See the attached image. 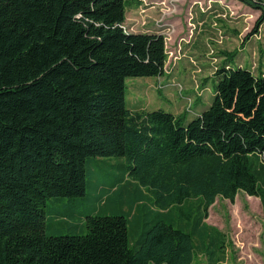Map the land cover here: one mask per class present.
<instances>
[{
	"label": "trees",
	"instance_id": "16d2710c",
	"mask_svg": "<svg viewBox=\"0 0 264 264\" xmlns=\"http://www.w3.org/2000/svg\"><path fill=\"white\" fill-rule=\"evenodd\" d=\"M135 4L0 0V264H191L197 247L213 261L225 236L208 209L239 191L261 202L264 242V69L224 62L191 119L128 108L125 79L162 76L167 59L162 35L125 32ZM95 156L126 157L155 203L192 222L158 214L132 246L130 214L94 212L84 234H47V199L83 196Z\"/></svg>",
	"mask_w": 264,
	"mask_h": 264
},
{
	"label": "rangeland",
	"instance_id": "374dc122",
	"mask_svg": "<svg viewBox=\"0 0 264 264\" xmlns=\"http://www.w3.org/2000/svg\"><path fill=\"white\" fill-rule=\"evenodd\" d=\"M263 9L264 0H139L128 7L125 32L162 35L167 59L162 76L125 79L127 107L161 108L191 119L211 103L215 71L224 62L254 74L264 69V20L259 22ZM128 166L124 156L87 157L85 194L48 198L46 233L84 234V216L94 212L130 214L131 246L158 214L170 212L175 226L188 227L193 216L187 220L178 205L162 209ZM195 206L196 200L190 199L183 210ZM262 216L255 196L239 191L233 201L217 197L204 221L224 234V251L210 261L197 247L191 264H264Z\"/></svg>",
	"mask_w": 264,
	"mask_h": 264
},
{
	"label": "built area",
	"instance_id": "2783aa9c",
	"mask_svg": "<svg viewBox=\"0 0 264 264\" xmlns=\"http://www.w3.org/2000/svg\"><path fill=\"white\" fill-rule=\"evenodd\" d=\"M123 28H124V27H123ZM165 48H166V47H165ZM165 69H166V67H165ZM165 69H164V70H165Z\"/></svg>",
	"mask_w": 264,
	"mask_h": 264
},
{
	"label": "crops",
	"instance_id": "0c3cea01",
	"mask_svg": "<svg viewBox=\"0 0 264 264\" xmlns=\"http://www.w3.org/2000/svg\"><path fill=\"white\" fill-rule=\"evenodd\" d=\"M189 119V118H188Z\"/></svg>",
	"mask_w": 264,
	"mask_h": 264
}]
</instances>
